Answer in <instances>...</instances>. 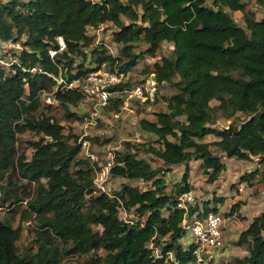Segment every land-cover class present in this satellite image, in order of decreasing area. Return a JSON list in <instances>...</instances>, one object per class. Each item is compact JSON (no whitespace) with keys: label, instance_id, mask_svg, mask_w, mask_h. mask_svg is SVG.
Listing matches in <instances>:
<instances>
[{"label":"trees","instance_id":"obj_1","mask_svg":"<svg viewBox=\"0 0 264 264\" xmlns=\"http://www.w3.org/2000/svg\"><path fill=\"white\" fill-rule=\"evenodd\" d=\"M257 2L264 6V0ZM232 11L242 13L244 26ZM105 23L118 27L113 32L122 45L118 55L95 44L89 33ZM59 36L66 43L61 51ZM0 40L20 46L4 53L8 66L0 64V177L8 175L0 184V206L12 207L11 217L0 218V264H67L66 258L85 256L91 264H204L195 254L198 244H184L186 221L217 208L208 203L187 211L178 207L179 197L191 191L192 160L200 161L212 183L226 170L223 156L257 158L264 167V16L258 19L248 0H0ZM164 42L173 45L170 55H159ZM138 43L146 50L135 52ZM146 54L155 61L145 75L175 92L166 97V110L142 122L156 143L126 141L113 150L110 176L126 181L119 190L104 192L94 183L97 163L80 156L81 139L64 131L51 113L53 105L41 96L51 94L67 117L77 118L71 107L86 94L71 83L103 64L129 74ZM132 84L129 76L112 87L116 94L105 111L119 109ZM219 118L231 122L220 128ZM27 132L36 137L29 140V155L17 146ZM207 136L216 139L204 141ZM140 151L162 164L153 167ZM183 164L182 179L168 188L164 175ZM14 176L35 184L33 195L20 196ZM133 180L152 186L127 182ZM121 208L133 210L132 218H122ZM18 213L35 223L36 247L19 249L21 227L12 223ZM236 244L247 245L248 253L234 264H264V208Z\"/></svg>","mask_w":264,"mask_h":264},{"label":"rangeland","instance_id":"obj_2","mask_svg":"<svg viewBox=\"0 0 264 264\" xmlns=\"http://www.w3.org/2000/svg\"><path fill=\"white\" fill-rule=\"evenodd\" d=\"M249 8H252L258 19L264 16V6L259 4L257 0H248ZM235 21L244 26L242 13L240 11L231 12ZM126 23L129 20L123 17ZM118 27L113 23H105L98 28H89V33L95 36V44H105L110 53L118 55L121 48V44L116 43L113 39V32ZM146 45L138 43L134 48L135 52H141L146 50ZM173 49V45L164 42L159 55H170ZM19 51L20 46L10 42H3L0 40V64L8 66L3 57L7 51ZM5 53V54H4ZM155 58L145 55L140 59L139 64L134 67L130 72V80L132 83L138 82L145 77L143 72L146 66H152ZM175 92L169 83H163L159 85L158 99L154 102L144 103L139 98H127L125 102L117 108H112L103 113H97L94 108L95 103L88 98H84L78 105L72 106L71 110L76 112L77 118H69L66 115V109L63 105L56 100L49 102L47 100V94H42V102L44 104H52V114L56 115L61 124L65 126V132L68 133L72 130L77 134L80 139L90 137H98L99 141L90 140L89 150L82 148L80 156H88V153H93L98 158L97 166L95 169L94 178L97 177L96 170L98 163H102L106 160L109 150H121L125 147V142L130 141L132 143L139 142H151L156 143L157 137L144 130L142 128V122L144 120H155L156 113L167 109V99ZM218 103L213 101L212 104ZM115 114H119L117 117ZM244 117V114H241ZM231 120L219 118L217 126L220 128L227 127ZM22 141L17 144L19 150H26L29 155L31 149L29 147V140L36 138L35 134L27 132L20 136ZM215 136H207L204 141L215 140ZM109 140V141H106ZM159 145V144H158ZM215 150V148H212ZM88 152V153H87ZM115 152V151H114ZM219 153L218 151H216ZM140 157L144 158L152 164L153 167H157L162 164V161L155 155L149 152L140 151ZM223 161L226 163V170L221 176L212 182L208 181V175L201 167V163L198 160H192L188 163L189 166V183L191 184V192L194 197L193 206H198L200 210L204 205L210 204L216 206L217 213L223 217V246L220 248L204 249L200 253L203 258L204 264H234V260L237 257H242L248 253V246H238L236 241L242 230L246 229L253 218L261 212L264 208V167L259 165V161L255 158L252 161L239 160L236 158H229L223 156ZM185 164L175 166L172 170L168 171L164 178L166 179L168 188H171L173 184L179 182L182 179L183 173L186 170ZM259 168L258 174L257 169ZM257 174L255 177H251L246 180L243 177L246 174ZM13 179L18 180L17 192L20 196L22 192L26 191V195H33L35 184H30L27 180L14 176ZM126 180L121 177L110 176L105 182L106 191L113 193L122 187L123 182ZM8 182V175L0 177V184H6ZM128 183L139 186L142 189H148L152 186L151 182H145L142 180L127 181ZM96 186V184H95ZM97 187V186H96ZM242 187V189H241ZM98 188V187H97ZM99 189V188H98ZM1 191V190H0ZM102 191V190H101ZM2 194V192H1ZM29 198V196L27 197ZM215 198H220L223 202H215ZM28 199L23 201V207H26ZM8 204H5L3 210L0 211V218L4 219L6 216L11 217ZM234 210L232 211V209ZM233 212V213H232ZM134 211H125L123 208L120 210V216L122 218H132ZM12 223L15 227H21V235L17 241V245L20 250H23L26 246L36 247L35 237V223L32 218H25L22 213L15 214L12 218ZM193 240V237L188 232L185 238L184 244L188 245ZM102 250L99 251V254ZM88 256L83 258L71 257L66 258L67 264H91L88 261Z\"/></svg>","mask_w":264,"mask_h":264},{"label":"built area","instance_id":"obj_3","mask_svg":"<svg viewBox=\"0 0 264 264\" xmlns=\"http://www.w3.org/2000/svg\"><path fill=\"white\" fill-rule=\"evenodd\" d=\"M58 42L60 45L59 50H64L66 48V43L62 36L58 37ZM56 52V50L50 51L51 55H55ZM128 77L129 74L111 70L106 64H103L99 69L92 71L89 76L83 81L73 82L70 84V86H80L86 94V98L92 100L95 103L94 108L96 110V114H101L105 112V110L110 105L111 96H114L116 94V92H113L111 88L117 84L126 82ZM158 92V81L154 78V76L146 75L140 81L135 82L129 88L124 89V94H126L127 98H139L143 100V102H154L156 100ZM47 100L49 102H52L54 98L51 94H47ZM115 115L117 117L119 116V114ZM81 143L82 148H86L89 150V139H81ZM88 156L93 162H97L98 158L95 154L88 153ZM114 157V151L109 150L106 160L102 163H98L99 166L96 170L97 177L94 178V183L100 190L104 192H107L105 182L110 177L112 167L115 164ZM193 203L194 197L192 195V192H185L179 197L178 207L184 208L188 211L189 206L193 205ZM3 208L4 206H0V211L3 210ZM222 223L223 217L217 212H211L205 215L203 218L196 219L194 217L193 219L186 221V225L190 235L198 244L195 254L198 257L199 261L203 260V258L200 256V253H203L202 251L204 249L209 250L210 248H220L223 246Z\"/></svg>","mask_w":264,"mask_h":264},{"label":"crops","instance_id":"obj_4","mask_svg":"<svg viewBox=\"0 0 264 264\" xmlns=\"http://www.w3.org/2000/svg\"><path fill=\"white\" fill-rule=\"evenodd\" d=\"M259 214V213H258Z\"/></svg>","mask_w":264,"mask_h":264}]
</instances>
